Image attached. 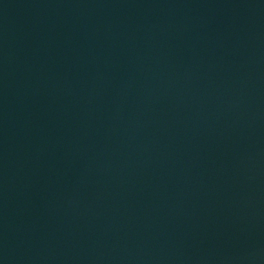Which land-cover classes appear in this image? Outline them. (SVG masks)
<instances>
[{"label": "water", "instance_id": "obj_1", "mask_svg": "<svg viewBox=\"0 0 264 264\" xmlns=\"http://www.w3.org/2000/svg\"><path fill=\"white\" fill-rule=\"evenodd\" d=\"M0 264H264V0H0Z\"/></svg>", "mask_w": 264, "mask_h": 264}]
</instances>
